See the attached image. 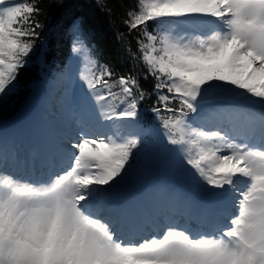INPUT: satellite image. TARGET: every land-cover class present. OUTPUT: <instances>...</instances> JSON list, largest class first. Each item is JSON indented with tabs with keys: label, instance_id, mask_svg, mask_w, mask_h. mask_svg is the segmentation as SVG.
I'll return each instance as SVG.
<instances>
[{
	"label": "snow or ice",
	"instance_id": "snow-or-ice-1",
	"mask_svg": "<svg viewBox=\"0 0 264 264\" xmlns=\"http://www.w3.org/2000/svg\"><path fill=\"white\" fill-rule=\"evenodd\" d=\"M41 3L0 0V102L32 57L48 64ZM126 16L151 92L73 17L63 67L37 82L66 115L52 156L0 135V264H264V0H136ZM155 133L181 187L148 189L145 216L122 190Z\"/></svg>",
	"mask_w": 264,
	"mask_h": 264
},
{
	"label": "trees",
	"instance_id": "trees-1",
	"mask_svg": "<svg viewBox=\"0 0 264 264\" xmlns=\"http://www.w3.org/2000/svg\"><path fill=\"white\" fill-rule=\"evenodd\" d=\"M105 5L101 8L97 0H64V7H56L51 0H42L43 13L39 16L44 25L40 40L37 41L36 53L39 55L40 42L48 41L50 51L47 53L48 67L53 70L63 67L69 55L68 41L63 35V28L73 17H82L86 27L93 37L95 46L101 54V62L109 64L115 75H126L134 72L141 77L143 88L152 91L155 83L152 77L144 80L143 74L147 71L139 60H132L127 49L131 47L136 52V39L139 30L129 33L124 20L126 13L135 6L136 0H102ZM51 21V23H50ZM151 29V25H150ZM32 63L21 71L18 90L8 97L6 106L1 109L0 117L9 116L19 109L30 92V84L40 77V62L32 57ZM135 66V67H134ZM156 101L153 94L141 105V110H149Z\"/></svg>",
	"mask_w": 264,
	"mask_h": 264
},
{
	"label": "rangeland",
	"instance_id": "rangeland-1",
	"mask_svg": "<svg viewBox=\"0 0 264 264\" xmlns=\"http://www.w3.org/2000/svg\"><path fill=\"white\" fill-rule=\"evenodd\" d=\"M47 79V78H46ZM39 86L40 88V93H38L40 96L43 95L44 92L48 91L47 90V86L43 83H39V85L37 83H34L32 85V88L34 90L35 93H37L35 91V89ZM57 99V98H56ZM37 105L39 106V115L41 116V118H45L46 117V114L48 112V107L45 106L43 104V102L41 100L38 101ZM56 111L57 114H55L54 116H57L58 114V118L57 119H54V123L57 125L56 128H57V131L60 132L61 134L66 130L65 128H63V121L66 119V115L65 113L63 114L61 111H58V109H54ZM22 113L24 114V117H30V116H33V117H30V120H32L33 122H35L36 119H38V116L36 114V108H35V105L33 102H31L30 104L27 105V107L23 108L22 110ZM23 120H13L11 121L10 123H7V124H4L0 127V130L2 133H7L9 134V127L11 124H14V123H17V122H22ZM46 121V120H45ZM48 124L52 125L53 123L51 121L48 120ZM63 128V129H61ZM162 140L163 138L160 136L159 137V145L162 144ZM149 159V158H147ZM173 161V157L171 158L170 162H169V171H168V174L166 172H163L161 173V170L159 169V171H156L155 168H151V169H155L152 171V175L149 177V183H151L152 186L154 185H158V186H162V185H171V186H174L175 185V182L176 180L178 181V184L181 185V181H180V177H179V173L175 167V164H171ZM149 164L151 165L152 163L149 162ZM144 174V171H143V168H140L139 169V173L137 174L136 176V180H140V178L142 177V175ZM167 174V176H166ZM132 183H134V180L132 181ZM131 186L132 184H128L126 185L124 188H129V190L131 189ZM140 188H146V184H140V185H136ZM180 187V186H179ZM134 189V187H133ZM192 195H195V193H192Z\"/></svg>",
	"mask_w": 264,
	"mask_h": 264
},
{
	"label": "bare ground",
	"instance_id": "bare-ground-1",
	"mask_svg": "<svg viewBox=\"0 0 264 264\" xmlns=\"http://www.w3.org/2000/svg\"><path fill=\"white\" fill-rule=\"evenodd\" d=\"M13 134H15V135L20 134V129H18V130H14V131H13ZM131 204H132V202H131Z\"/></svg>",
	"mask_w": 264,
	"mask_h": 264
}]
</instances>
